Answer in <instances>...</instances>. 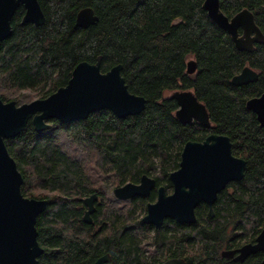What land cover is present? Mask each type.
Masks as SVG:
<instances>
[{
  "label": "trees",
  "instance_id": "1",
  "mask_svg": "<svg viewBox=\"0 0 264 264\" xmlns=\"http://www.w3.org/2000/svg\"><path fill=\"white\" fill-rule=\"evenodd\" d=\"M39 3L44 25L22 24V6L13 17L11 36L0 41V99L6 102L9 93L15 97L7 102L19 100L21 92L46 99L68 84L77 65L101 57L103 73L121 64L129 91L147 101L136 116L121 119L102 110L72 124L53 120L55 131L41 133L29 122L20 135L6 140L24 178L23 195L48 201L36 224L44 249L39 264H94L105 254L112 264H162L171 258L187 264H263V252L244 262L224 258L222 252L255 243L264 229V129L246 106L264 93V43L252 52L239 51L204 10V0ZM86 7L99 17L87 29L76 25L77 14ZM243 9L255 15L264 34V0H221V10L230 18ZM190 60L198 65L193 75L187 73ZM247 65L260 73L259 79L235 86L232 79ZM177 91H192L206 106L209 127L177 119L179 106L171 98ZM58 130H67L90 164L102 175H113L119 187L156 174V189L173 188L170 175L180 167L185 144L211 133L228 136L233 154L247 161V169L242 180L218 195L213 216L201 204L196 223L167 219L157 230L133 211H145L148 201L157 199V190L146 199H132L133 209L120 216L94 188L84 166L55 143ZM93 194L102 197L88 223L85 199Z\"/></svg>",
  "mask_w": 264,
  "mask_h": 264
},
{
  "label": "water",
  "instance_id": "2",
  "mask_svg": "<svg viewBox=\"0 0 264 264\" xmlns=\"http://www.w3.org/2000/svg\"><path fill=\"white\" fill-rule=\"evenodd\" d=\"M21 6L25 9L22 24L44 25L46 16L39 0H0V41L11 36L12 19ZM203 8L214 23L228 33L239 51L252 52L255 44L264 43V34L249 10L245 9L229 18L221 10V0H204ZM98 20L94 9L86 7L77 14L76 25L87 29ZM239 30H243L242 36ZM101 62L102 58L99 57L94 64L82 62L77 65L68 84L46 99H35L22 105L0 99V264H39L44 249L38 241L36 224L39 215L48 206L47 200L23 195L24 178L8 151L6 140L20 135L29 122L41 133L52 129L53 120L72 124L102 110H109L124 119L145 110L147 101L143 96L129 91L122 76L123 66L119 64L103 73ZM197 69L196 61L190 60L187 73L193 75ZM258 79V73L246 67L232 79V83L240 87ZM171 98L178 103L176 117L182 124L197 122L204 127L210 126L206 106L192 91L173 92ZM246 106L256 114L264 129V94L248 100ZM246 169L247 161L233 154L228 136L212 134L203 142H187L181 154L179 169L170 175L173 193L168 194L164 186L158 187L157 201L147 204L142 223L157 230L162 228L167 219L178 224H194L197 222L196 209L201 204H206L210 216H213L218 195L230 183L242 180ZM155 188L156 180L144 175L138 184L127 183L117 187L114 196L120 201L137 197L146 199ZM98 198L97 194H93L85 199L88 209L84 220L88 223H92ZM259 252L264 253V229L255 243L245 244L237 250H224L222 256L235 262H244L250 255ZM111 261V256L106 254L94 264H112ZM162 264L186 262L182 258H174Z\"/></svg>",
  "mask_w": 264,
  "mask_h": 264
},
{
  "label": "rangeland",
  "instance_id": "3",
  "mask_svg": "<svg viewBox=\"0 0 264 264\" xmlns=\"http://www.w3.org/2000/svg\"><path fill=\"white\" fill-rule=\"evenodd\" d=\"M1 88L2 87H0V92H4V89L1 90ZM8 92L9 91H6L5 93L7 94ZM8 95L9 96H7V98L5 99L7 101H8V99H14V97H15V95H10L9 93H8ZM168 95H170V94H168ZM19 97H20L19 100H15L18 105H22L24 103H29V102L36 99V95L33 92H21ZM51 131H55V130H51ZM54 140H55V143L60 147L62 152L67 153L71 157L77 159L84 166L86 173L88 174V176L93 181L94 188L98 192L103 194V197L102 196L101 197H102V199L104 198V201L106 203L111 202L113 208L116 209V211L118 212V214L120 216L126 215L130 210L133 209V207H132L133 201L132 200L120 201L114 196V190L117 187H119V185L115 184L114 176L111 175L110 173L108 175L100 174L94 168V166L92 164H90V161L87 157V154L84 152L82 147L76 143V141L68 133L67 130L56 131V133L54 135ZM149 176L151 178H153L157 175L151 174ZM167 193L172 194L173 188H168ZM156 201H157V199H155V201H151V202L154 203ZM148 202H150V201H148ZM146 206H147V204H146ZM133 211L135 212L134 213L135 218H139V216H140V219L142 220V218L147 213V208H145V211L142 212L141 207H135V209H133ZM134 233L137 236H142L143 238L145 237L141 230H136ZM150 233L152 234L153 231H150ZM144 245L147 247L149 246V245H147L146 242H144ZM151 251H152V249H151Z\"/></svg>",
  "mask_w": 264,
  "mask_h": 264
},
{
  "label": "flooded vegetation",
  "instance_id": "4",
  "mask_svg": "<svg viewBox=\"0 0 264 264\" xmlns=\"http://www.w3.org/2000/svg\"><path fill=\"white\" fill-rule=\"evenodd\" d=\"M21 7H22V6H21ZM19 8H20V7H19ZM19 8H18V9H19ZM243 10H245V9H243ZM243 10H242V11H243ZM240 12H241V11H240ZM240 12H238V13H240ZM238 13H237V14H238ZM251 13H252V12H251ZM237 14H235V15H237ZM252 14H253V13H252ZM235 15H234V16H235ZM253 15H254V14H253ZM226 16H227V15H226ZM234 16H232L231 18H233ZM227 17H228V16H227ZM254 17H255V15H254ZM229 18H230V17H229ZM12 22H13V19H12ZM255 22H256V17H255ZM256 24H257V22H256ZM257 26H258V24H257ZM258 27H259V26H258ZM259 28H260V27H259ZM12 30H13V24H12ZM262 33H263V32H262ZM227 34H228V33H227ZM239 34H240V36H242V34H243V30H239ZM231 39H232V38H231ZM256 45H258V44H255V47H256ZM255 47H254V49H255ZM246 67L251 68L253 71L257 72L258 75L260 76V73H259L258 71H256V70H254L251 66L247 65ZM246 67H245V68H246ZM245 68H244V69H245ZM244 69H243V70H244ZM243 70H242V71H243ZM242 71H241L240 73H238L237 75L241 74ZM237 75H236V76H237ZM234 77H235V76H234ZM263 94H264V93H263ZM263 94H262V95H263ZM260 96H261V95H260ZM260 96H257V97H260ZM253 98H256V97H253ZM253 98H250V99H253ZM250 99H249V100H250ZM255 115H256V114H255ZM194 123H197V122H193L192 124H194ZM198 124H199V123H198ZM200 125H201V124H200ZM210 135H212V133L209 134L208 136H210ZM208 136H207V137H208ZM207 137H206V138H207ZM206 138H205V139H206ZM205 139H204V140H205ZM204 140H203V141H204ZM203 141H201V142H203ZM156 187H157V183H156ZM154 190H157V193H158V188H157V189L155 188ZM97 195L99 196V198H98V201H99L101 195H100V194H97ZM98 201H97L96 203H98ZM96 203H95V205H96ZM154 228H155V227H154ZM155 229H156V228H155ZM241 247H242V246H241ZM237 249H239V248H237ZM237 249H233V250H237ZM105 255H106V254H105ZM103 256H104V255H103ZM101 257H102V256H101ZM101 257H100V258H101ZM171 259H174V258H171ZM182 259H183V258H182ZM167 260H169V259H167ZM167 260L165 259L162 263L166 262ZM184 261H185V260H184ZM185 262H186V261H185ZM186 264H187V262H186Z\"/></svg>",
  "mask_w": 264,
  "mask_h": 264
}]
</instances>
